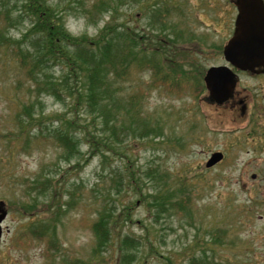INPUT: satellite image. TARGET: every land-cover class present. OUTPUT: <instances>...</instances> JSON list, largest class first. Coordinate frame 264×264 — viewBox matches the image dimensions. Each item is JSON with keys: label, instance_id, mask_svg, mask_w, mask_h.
Returning a JSON list of instances; mask_svg holds the SVG:
<instances>
[{"label": "rangeland", "instance_id": "obj_1", "mask_svg": "<svg viewBox=\"0 0 264 264\" xmlns=\"http://www.w3.org/2000/svg\"><path fill=\"white\" fill-rule=\"evenodd\" d=\"M225 2L47 0L71 36L96 37L111 22L146 49L134 48L137 60L114 83L107 103L114 116L104 132L100 118L73 108L75 93L28 94L30 80L0 48V201L7 210L0 264H264L262 186L248 182L250 192L228 181L239 166L203 170L205 153L221 148L223 136L201 135L199 113L213 108L201 104L197 84L202 68L224 61ZM29 26H10L7 34L16 40ZM48 73L77 85L63 60ZM58 127L79 141L69 158L51 137ZM101 213L113 229L94 253L92 226ZM124 234L141 240L125 263L117 248Z\"/></svg>", "mask_w": 264, "mask_h": 264}, {"label": "trees", "instance_id": "obj_2", "mask_svg": "<svg viewBox=\"0 0 264 264\" xmlns=\"http://www.w3.org/2000/svg\"><path fill=\"white\" fill-rule=\"evenodd\" d=\"M99 5L102 7L105 4L101 1ZM99 5L96 7L97 9H99ZM157 11L161 13L159 9H156ZM0 21L2 22V24L0 23V48L9 51L8 54L17 61L18 66L24 71L25 77L30 80V84L27 86L28 94L47 93L58 99H63L61 90H69L66 93L68 96L75 93L73 108L82 105L84 113L94 115L95 119L100 118L103 125L101 130H107L108 118H112L113 111H115L112 106L107 104L109 96L116 92L113 85L120 76L122 78L126 74L131 62L137 60L134 48L138 47L140 40L136 35L125 28L118 29L117 24L108 22L99 30L96 37L71 36L61 25L53 6L47 5V0H0ZM24 22L30 23L29 29L21 33L20 38L12 40L7 34V28L10 26V28H16ZM150 47L152 48V46ZM138 48L141 54L145 53L146 49L141 46ZM61 60L74 74L75 84H77L74 88L67 87L66 80L63 81L66 84L63 86L57 82L58 79L49 76L48 68L52 67L55 62L61 63ZM164 80L165 78H161L160 82L164 83ZM180 81L175 82L177 84ZM198 86L199 84H197V88ZM175 87L179 89L180 84ZM112 102L114 101L110 103ZM25 111L30 116L33 112L31 105H25L22 112ZM50 134L52 139L65 150V158L75 154V147L79 141L74 134H70L66 128L61 127L54 129ZM112 135L115 136V133ZM87 136L90 138V145L94 149L97 148V136L90 133ZM157 193L158 196H163L159 192L155 194ZM158 196L153 197L154 203H157ZM112 229L111 218L101 213L92 226L96 239L94 253L111 240ZM139 240L128 234L119 237L117 248L123 263L135 258L134 249L139 246ZM189 264H207V261L204 258H200V260L192 258Z\"/></svg>", "mask_w": 264, "mask_h": 264}, {"label": "flooded vegetation", "instance_id": "obj_3", "mask_svg": "<svg viewBox=\"0 0 264 264\" xmlns=\"http://www.w3.org/2000/svg\"><path fill=\"white\" fill-rule=\"evenodd\" d=\"M225 1L228 41L237 32V21L239 22L241 12L238 5L242 4L243 0ZM246 4L250 22L247 24L250 28L249 33L262 37L263 58L260 63L251 66V69H241L226 61L202 68V73L198 77L199 99L203 106L209 105L213 110L209 112L202 109L199 113L203 125L201 135L206 131L214 140V136H223L221 148L210 147L205 153L203 170H214L228 165L234 168L239 166L235 176L227 174L228 181L240 183L250 192L253 190V184L249 185L248 182H256L262 186L258 188L264 193V0H247ZM219 48L223 56V47ZM212 67L224 72L219 74L223 81L233 74L234 85L229 96L225 98L223 95L218 98L210 96L205 77L208 69ZM240 153L246 156L241 162L238 160ZM213 156L219 160L210 164Z\"/></svg>", "mask_w": 264, "mask_h": 264}, {"label": "water", "instance_id": "obj_4", "mask_svg": "<svg viewBox=\"0 0 264 264\" xmlns=\"http://www.w3.org/2000/svg\"><path fill=\"white\" fill-rule=\"evenodd\" d=\"M246 3L247 0H243L242 4L239 3L238 6L241 12L239 15V22L237 21V32L234 37L229 39L223 48L225 61L241 69H251V66L260 63L261 58H263V54L261 53L263 43L262 37L249 33L250 28L247 24H250V22L248 20L249 14L246 11V7L248 6ZM218 69L213 67L208 69L205 77L206 88L211 97L218 98L223 95V98H225V96L230 95L229 92H231L233 88V74L230 72L229 78L223 81L222 78H219V74L224 72ZM212 158H214V156ZM217 160H219L218 157L214 158L210 164ZM6 214L5 203L0 201V241L2 234L1 223L5 219Z\"/></svg>", "mask_w": 264, "mask_h": 264}]
</instances>
